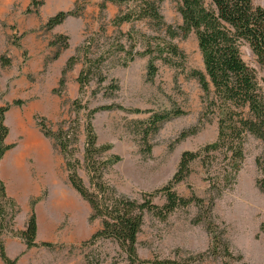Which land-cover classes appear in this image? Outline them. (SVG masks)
<instances>
[{
  "label": "rangeland",
  "instance_id": "obj_1",
  "mask_svg": "<svg viewBox=\"0 0 264 264\" xmlns=\"http://www.w3.org/2000/svg\"><path fill=\"white\" fill-rule=\"evenodd\" d=\"M32 1L0 0V105L24 100L5 115L9 127L6 142L14 147L1 161V176L8 193L20 205L15 229L20 231L25 227L31 201L41 197L34 206L37 241H50L54 246L27 248L18 235L6 234V251L10 257L18 258L17 264H87V260L91 264H131L113 240L84 244L101 227V220L89 219L90 204L72 187L64 155L56 140L45 135L40 122L44 119L46 127L55 132L60 127L69 129L70 134L75 132L77 141L72 145L80 162L78 172L90 188L84 162L85 124L91 109L114 105L92 117L97 143L110 145L102 158L120 157L106 167L105 179L120 194L142 201L145 194L173 178L184 151H198L217 138V117L207 112V97L192 75L193 70L205 71L197 36L192 32L171 40L167 27L151 19L116 26L113 20L126 6L108 3L103 9L102 0H35L40 3L36 13L28 12ZM157 1L167 25L176 28L182 23L178 0ZM253 4L264 7V0H253ZM74 7L79 16H69L53 28L46 27L51 16ZM58 35L67 36L69 45L54 57L66 43ZM86 37L93 38L89 49V45L84 46ZM148 42L153 46L152 52L142 53ZM167 42L176 44L185 57L171 56L170 61L164 62L158 55H167L166 50L162 52ZM85 50L95 69L90 81L80 90L77 78L83 68ZM253 52L246 42L242 43V58L255 70L264 95V68ZM130 54H134L133 60ZM74 55L77 61L66 72L65 84L60 87L62 71ZM151 64L156 66L152 76ZM155 113L172 115L152 132L148 120ZM200 119L199 129L183 137ZM244 147L245 162L236 184L216 197L212 209V216L219 230H225L224 238L235 258L226 257L221 250L217 256L208 254L203 259L189 260L205 252L211 243L205 221H195L200 209L192 203L178 207L164 220L153 212L145 213L137 242L141 259L151 260L149 264H159L165 259L176 264H224L225 261L264 264V234L260 231L264 222V194L256 184L259 177L256 158L262 152V143L248 135ZM24 148L32 149L23 162L30 186L21 191L17 185L23 180L18 182L16 173L9 172L7 166ZM212 160L218 167L222 157ZM190 167L191 173L175 186V191L186 198L197 196L209 200L211 177L207 167L201 159L191 162ZM56 199L64 200L65 204L49 218L45 211ZM152 200L160 206L165 203L161 194ZM203 215L208 216L205 212ZM0 264H4L1 259Z\"/></svg>",
  "mask_w": 264,
  "mask_h": 264
},
{
  "label": "trees",
  "instance_id": "obj_2",
  "mask_svg": "<svg viewBox=\"0 0 264 264\" xmlns=\"http://www.w3.org/2000/svg\"><path fill=\"white\" fill-rule=\"evenodd\" d=\"M108 3L126 6L114 18L113 23L116 26L125 22L151 19L167 27L166 33L171 40L178 35L186 37L192 32L196 34L205 71L193 70L192 75L198 79L207 97V112L217 117L218 133L215 141L204 145L198 151H184L173 178L164 186L145 194L143 200L139 201L120 194L105 179L106 167L117 162L120 157L115 155L109 159L102 158L103 152L108 151L110 145L97 143L92 117L96 112L113 108L114 105L91 109L85 124L84 162L90 176V188L85 185L78 172L80 162L74 156L72 145L77 141L75 132L70 134V130L64 127H60L55 132L48 129L42 119L40 124L45 135L56 140L64 155L72 187L91 206L89 219L91 221L101 220V227L84 244L94 245L103 239L113 240L123 250L131 264H149L151 260L141 259L137 251L138 233L142 230L145 213L153 212L158 218L164 220L178 207H187L195 203L200 209L195 221L197 223L205 221L206 231L211 235V243L205 252L191 256L189 260L203 259L208 254L217 256L221 250L226 257L235 258L229 243L224 238L225 230H219L212 216V209L216 197L232 189L237 182L239 171L245 162L244 145L248 135L254 136L262 143V152L256 158L259 170L256 184L264 194V95L256 79L255 70L245 62L241 55V45L246 42L254 51L258 63L264 68V7L255 6L253 0H178L182 23L174 28L165 23L157 0H102L101 8L105 9ZM39 4L33 0L28 7V12L36 13ZM79 15L76 7L61 10L48 19L46 27L53 28L69 16ZM57 38L66 43L54 57H57L62 49H66L69 45L67 36L58 35ZM85 44L89 45L87 49L92 47L93 38L86 37L84 46ZM163 47L162 52L166 50L167 55L159 53L158 56L164 62L170 61L171 56H177L178 59L185 57V54L174 43L167 42ZM152 49L153 46L148 42L147 49L142 53H151ZM137 53L140 54L138 51ZM129 57L133 60L135 56L130 54ZM76 61V55L67 60L59 82L60 87L64 86V76ZM93 65L92 58L85 50L83 68L77 78L80 90L90 81V75L95 69ZM149 68V74L154 75L156 66L151 64ZM23 103L24 100L17 99L0 105V259L4 264H17L18 259L10 257L6 251L4 242L6 234L18 235L27 248L54 246L50 241H37L38 223L34 206L41 197L31 201V212L24 229L20 231L15 229V220L20 212V205L8 193L7 184L1 176V161L5 153L14 147L13 143L6 142L9 127L5 122V115L12 106H20ZM171 115V113H155L148 120L150 131H156L160 124L169 119ZM200 126L201 119L193 128L186 130L182 134L183 137L195 133ZM217 157H222L218 167L212 160ZM196 159L203 161L211 177L209 200L197 196L186 198L175 191V186L191 173L190 163ZM159 194L165 197V203L161 206L152 200ZM203 212L208 215L207 218ZM260 231L264 234V222L261 224ZM158 263L176 264V261L165 259ZM87 264L91 262L87 260ZM224 264H230V261H225Z\"/></svg>",
  "mask_w": 264,
  "mask_h": 264
},
{
  "label": "bare ground",
  "instance_id": "obj_3",
  "mask_svg": "<svg viewBox=\"0 0 264 264\" xmlns=\"http://www.w3.org/2000/svg\"><path fill=\"white\" fill-rule=\"evenodd\" d=\"M26 149H25L26 151L25 150L24 151H22V150L19 151L14 156V158L9 161L8 166H7L9 172L14 171L16 173V176L18 178V182L21 179L23 180L22 184H18L17 185V188L20 189L21 191L22 190H26L27 187L29 188V186H30V184L27 183V179H28V178H26L27 172H26V169L23 168V164H24L23 162H24L25 156L28 155L29 153H31L32 149H30V148L29 149L26 148ZM14 172H13V174H14ZM14 178L16 179V177H14ZM25 179H26V181H25ZM50 204L51 205L45 211V216H47L49 218L53 216L55 210H57V209L61 208L62 206H64L65 201L64 200L60 201V199L59 200L56 199L53 203H50Z\"/></svg>",
  "mask_w": 264,
  "mask_h": 264
},
{
  "label": "crops",
  "instance_id": "obj_4",
  "mask_svg": "<svg viewBox=\"0 0 264 264\" xmlns=\"http://www.w3.org/2000/svg\"><path fill=\"white\" fill-rule=\"evenodd\" d=\"M24 229V228H23Z\"/></svg>",
  "mask_w": 264,
  "mask_h": 264
}]
</instances>
